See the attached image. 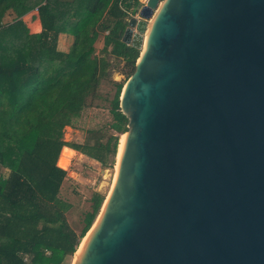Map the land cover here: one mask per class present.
I'll list each match as a JSON object with an SVG mask.
<instances>
[{"label": "water", "instance_id": "1", "mask_svg": "<svg viewBox=\"0 0 264 264\" xmlns=\"http://www.w3.org/2000/svg\"><path fill=\"white\" fill-rule=\"evenodd\" d=\"M138 8L129 130L74 264H264V0Z\"/></svg>", "mask_w": 264, "mask_h": 264}, {"label": "trees", "instance_id": "2", "mask_svg": "<svg viewBox=\"0 0 264 264\" xmlns=\"http://www.w3.org/2000/svg\"><path fill=\"white\" fill-rule=\"evenodd\" d=\"M120 3L136 12L140 0H0V167L8 172L0 176V264H64L99 216L106 197L95 191L82 221L70 223L75 204L58 160L68 146L112 165L129 130L120 98L141 50L122 41L129 14ZM32 11L39 32L24 20ZM61 33L74 36L69 51L58 49ZM105 81L111 98L101 93ZM90 108L93 119L94 109L112 119L87 129L86 142L66 140Z\"/></svg>", "mask_w": 264, "mask_h": 264}, {"label": "rangeland", "instance_id": "3", "mask_svg": "<svg viewBox=\"0 0 264 264\" xmlns=\"http://www.w3.org/2000/svg\"><path fill=\"white\" fill-rule=\"evenodd\" d=\"M130 17V16H129ZM112 79L125 82L127 74L121 72H113ZM115 87L112 83L105 81L101 86V93L103 96L108 95L111 98L114 94ZM106 106L109 108V102ZM98 112V117L93 119L92 108L86 110L83 116L75 122L74 126L65 129V138L71 142H86L90 135L87 129L94 126L101 127L105 122L112 119L108 109H94ZM113 131H107V136ZM116 161L109 166H103L101 163H94L90 158L76 154L72 157L71 163L67 170L68 176L64 182L63 190L71 196L74 202V208L69 213L70 223L76 227L82 218L84 212L90 209L92 193L98 191L107 197L110 191L115 171ZM2 169H0V174ZM106 199V198H105ZM82 221V220H81ZM76 253V252H75ZM76 259L75 254L68 257L64 264H74Z\"/></svg>", "mask_w": 264, "mask_h": 264}, {"label": "crops", "instance_id": "4", "mask_svg": "<svg viewBox=\"0 0 264 264\" xmlns=\"http://www.w3.org/2000/svg\"><path fill=\"white\" fill-rule=\"evenodd\" d=\"M24 20L27 22L29 28L31 29L32 32H39L41 30V22H40V19L38 18V13L36 11H32L28 14H26L24 16ZM73 41H74V36L72 34H69V33H61L59 35V39H58V49L61 50V51H69L70 47L72 46L73 44ZM68 146H64L63 148H66ZM70 148L72 151H74L76 154H80V155H83V156H86L88 158H90L92 161H94V163H100L99 161H97L96 159L94 158H91L79 151H76L75 149L71 148V147H68ZM72 160V159H71ZM71 163V161H70ZM2 169V173L0 174V176L2 175H7V170L4 169V168H1Z\"/></svg>", "mask_w": 264, "mask_h": 264}, {"label": "bare ground", "instance_id": "5", "mask_svg": "<svg viewBox=\"0 0 264 264\" xmlns=\"http://www.w3.org/2000/svg\"><path fill=\"white\" fill-rule=\"evenodd\" d=\"M145 43V42H144ZM119 147H120V144H119ZM75 155V152L74 151H72L70 148H68V147H66V148H63L62 149V151H61V153H60V157H59V160H58V165H60L61 167H63V168H68V166L70 165V161H71V159H72V157ZM118 155H119V151H118ZM118 155H117V160H118ZM116 165H117V162H116ZM114 184H115V182H113ZM113 185V184H112ZM112 188V187H111ZM110 191H111V189H110ZM110 191L108 192V195H107V197H106V200H107V198H108V196H109V194H110ZM105 200V201H106ZM100 216V215H99ZM99 216H98V218H99ZM98 218L96 219V221L94 222V226H95V224L97 223V220H98ZM93 226V227H94ZM93 227L88 231V233L86 234V236L82 239V241H81V244H80V246L78 247V250H77V252L75 253V256L77 257V255H78V253H79V251H80V249H81V247H82V245H83V243H84V241H85V239L87 238V236L89 235V233H90V231L93 229ZM76 260V259H75Z\"/></svg>", "mask_w": 264, "mask_h": 264}, {"label": "built area", "instance_id": "6", "mask_svg": "<svg viewBox=\"0 0 264 264\" xmlns=\"http://www.w3.org/2000/svg\"><path fill=\"white\" fill-rule=\"evenodd\" d=\"M121 4V8L124 10V11H126L128 14H129V19L133 16V17H136L138 20H141L142 19V17H141V15H140V9L139 8H137L136 9V12H134L133 10H129V9H127V7L126 6H124L122 3H120ZM143 4H145V2H143ZM128 19V20H129ZM25 260L27 261V258H25Z\"/></svg>", "mask_w": 264, "mask_h": 264}]
</instances>
